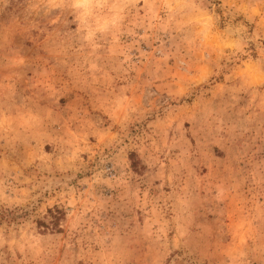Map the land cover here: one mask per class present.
I'll list each match as a JSON object with an SVG mask.
<instances>
[{"label": "rangeland", "instance_id": "rangeland-1", "mask_svg": "<svg viewBox=\"0 0 264 264\" xmlns=\"http://www.w3.org/2000/svg\"><path fill=\"white\" fill-rule=\"evenodd\" d=\"M0 0V264H264V0Z\"/></svg>", "mask_w": 264, "mask_h": 264}, {"label": "snow or ice", "instance_id": "snow-or-ice-1", "mask_svg": "<svg viewBox=\"0 0 264 264\" xmlns=\"http://www.w3.org/2000/svg\"><path fill=\"white\" fill-rule=\"evenodd\" d=\"M84 3H86V0H80V2L77 3L75 6H76V7H80V6H82V4H84Z\"/></svg>", "mask_w": 264, "mask_h": 264}]
</instances>
